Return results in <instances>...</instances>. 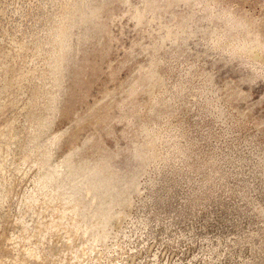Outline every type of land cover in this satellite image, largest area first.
Instances as JSON below:
<instances>
[{
	"label": "rangeland",
	"instance_id": "rangeland-1",
	"mask_svg": "<svg viewBox=\"0 0 264 264\" xmlns=\"http://www.w3.org/2000/svg\"><path fill=\"white\" fill-rule=\"evenodd\" d=\"M190 1L0 0V264H264V0Z\"/></svg>",
	"mask_w": 264,
	"mask_h": 264
},
{
	"label": "bare ground",
	"instance_id": "bare-ground-1",
	"mask_svg": "<svg viewBox=\"0 0 264 264\" xmlns=\"http://www.w3.org/2000/svg\"><path fill=\"white\" fill-rule=\"evenodd\" d=\"M100 2L99 3H97L93 8H92V12H93V18H94V23H93V25L94 26H98V27H100L99 29H98V31H99V34L101 33V37H103V35L104 36H107V38H108V36H109V30H108V27L106 26V24H105V22H106V19H108L107 17H108V11H107V3H106V0H99ZM117 1V0H116ZM118 1H120V2H123V3H127L129 0H118ZM190 0H140V3L137 5V7L135 8H133L134 10H133V12L131 11H127L126 13L127 14H129V13H131V14H129V15H132L135 19H139L140 21H142L143 22V20L145 19V17L146 16H150V18H148V19H150L151 20V18H158V17H160L161 15H163V14H165V13H168V12H171V11H173V9H174V7L177 5V4H179V3H185V2H189ZM112 2V1H111ZM191 2V1H190ZM194 2L198 5V4H201V5H205V7L206 8H208V11H209V9L212 7V1L211 0H206V1H204V2H200V1H198V0H194ZM176 9V8H175ZM130 10V9H129ZM132 10V9H131ZM207 9H205V11H206ZM111 11H113V9L111 10ZM110 11V12H111ZM116 11V10H115ZM173 12H175V10L173 11ZM173 12H171V13H173ZM114 12H112V14H113ZM181 13V12H180ZM212 13V12H211ZM104 14L106 15V16H104ZM110 15L109 16H111L112 14L111 13H109ZM115 14H117V13H115ZM115 14H113V15H115ZM176 14V13H175ZM182 14V13H181ZM119 15V14H118ZM177 15V14H176ZM120 16V15H119ZM221 16V15H220ZM106 17V18H105ZM113 17H115V16H113ZM184 17V16H183ZM195 17V16H194ZM185 18V17H184ZM188 18V17H187ZM193 18V17H192ZM218 18L219 17H217L216 16V20H218ZM155 19L153 20L152 19V21H155ZM182 18L179 16V15H177L176 16V20L178 21V23L177 24H175L174 26H167V28L166 27H163V30H164V33L162 32V29L159 31V38H158V40H160V42L162 41V40H164V39H168V38H170V40H171V38L172 37H174L175 38V36H177V35H180V34H182V36L183 35H186V36H190V35H192L193 34V31H191V29L194 27H190L191 29L189 30V28H185V26H183L181 23L183 22H180V20H181ZM224 19V22H225V27H223L224 29H223V31L220 33L219 32V34H217V35H215L214 37H213V34H211L210 36L211 37H213V39H211L212 40V46L214 45V47L216 46V47H218V46H220V45H222V46H225V48H226V50L228 51V53L230 54V55H232V56H242V57H244V59H245V57H246V59L247 58H249V60L250 59H254V60H256V59H258V57L261 55V54H263L262 52L264 51L263 50V44H262V42H259L258 41V39H253V40H250V39H248V34H249V32H250V27L248 26V25H252L253 23V21L251 22L252 24H250L247 20H246V22H242V21H240V20H238V19H236L235 17H234V15H232V14H230V15H225V18H223L222 17V19L221 20H223ZM109 20V19H108ZM149 20V21H150ZM183 20V19H182ZM158 21H159V18H158ZM185 21V20H184ZM193 21V20H192ZM220 21V20H219ZM223 22V21H222ZM156 23V22H155ZM187 23V22H186ZM191 23V22H190ZM247 23V24H246ZM195 24V23H194ZM255 24V23H254ZM158 26V25H157ZM160 26V25H159ZM163 26H164V24H163ZM187 26V25H186ZM223 26V25H222ZM162 27V26H161ZM160 28V27H159ZM164 28H166V29H164ZM62 29V27L59 29V30H61ZM210 30V29H209ZM98 31H96L97 33H98ZM158 32V31H157ZM160 32H162V33H160ZM194 32H195V30H194ZM111 34V33H110ZM216 34V33H215ZM95 35V34H94ZM93 36V34L92 35H88L87 37H86V39H91V37ZM156 36V35H155ZM178 37V36H177ZM181 37V36H180ZM185 37V36H184ZM191 37V36H190ZM209 37V36H208ZM210 37V38H211ZM104 38V37H103ZM111 38V37H110ZM174 38H173V41H175L176 40V38H175V40H174ZM106 39V38H105ZM109 39V38H108ZM107 39V40H108ZM85 40V39H84ZM85 41H87V40H85ZM109 41V40H108ZM169 41V40H168ZM172 41V40H171ZM107 42V41H106ZM165 42V41H164ZM97 44V43H96ZM108 44H110V43H108ZM176 44V43H175ZM107 45V44H106ZM98 46H102L101 45V43H100V45L98 44ZM161 46V45H160ZM103 47V46H102ZM102 47H100V49L99 50H101V48ZM105 47V46H104ZM177 50V49H176ZM225 50V51H226ZM106 51V50H105ZM180 51V50H179ZM104 52V51H103ZM101 54V53H100ZM105 54V53H104ZM103 56V55H102ZM230 58V57H229ZM235 59V58H234ZM245 59V60H246ZM253 60V61H254ZM258 61V60H257ZM255 63V62H254ZM260 63V62H259ZM86 64V63H85ZM83 66V65H82ZM86 66V65H85ZM92 68V67H91ZM90 68V69H91ZM89 69V70H90ZM93 69V68H92ZM80 70V69H79ZM89 72H91V70L89 71ZM78 73V72H77ZM82 73H84V72H82ZM93 73H94V70H93ZM92 73V74H93ZM88 74V73H87ZM91 74V73H90ZM90 74H88V75H90ZM113 74V73H112ZM80 75H81V73H80ZM78 75H76L75 77H77ZM79 77V76H78ZM77 77V78H78ZM82 77V76H81ZM95 77V76H94ZM84 78V77H83ZM82 78V79H83ZM75 79V78H74ZM88 79V78H87ZM89 79H90V76H89ZM88 79V80H89ZM78 80V79H77ZM87 80V81H88ZM84 82V81H83ZM88 85H89V82H88ZM77 90V89H76ZM75 92V91H74ZM71 93V92H70ZM75 94V93H74ZM72 95V94H71ZM77 97V96H76ZM136 97V94H134L133 95V97L131 98V99H134ZM98 107H100V106H98ZM102 107L103 106H101V108L100 109H102ZM96 108V107H95ZM99 109V110H100ZM95 110V109H94ZM93 111V110H92ZM132 117V116H131ZM133 118V117H132ZM129 120V119H128ZM94 122H96V121H94ZM92 124H95V123H93V121H92ZM147 130H150L149 128H146L144 131H147ZM161 130V129H160ZM163 133H165V131L163 132ZM162 132H157V133H155L154 134V139H155V141H161V140H163L164 139V135L165 134H163ZM151 136H153V135H151ZM153 145V144H152ZM152 148H153V146H151ZM178 149V148H177ZM180 152V151H179ZM146 156L147 157H150L151 156V153H147L146 154Z\"/></svg>",
	"mask_w": 264,
	"mask_h": 264
}]
</instances>
